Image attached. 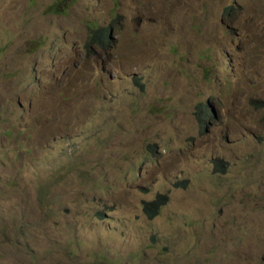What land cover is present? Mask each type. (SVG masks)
Masks as SVG:
<instances>
[{
    "label": "rangeland",
    "instance_id": "rangeland-1",
    "mask_svg": "<svg viewBox=\"0 0 264 264\" xmlns=\"http://www.w3.org/2000/svg\"><path fill=\"white\" fill-rule=\"evenodd\" d=\"M0 264H264V0H0Z\"/></svg>",
    "mask_w": 264,
    "mask_h": 264
},
{
    "label": "trees",
    "instance_id": "trees-1",
    "mask_svg": "<svg viewBox=\"0 0 264 264\" xmlns=\"http://www.w3.org/2000/svg\"><path fill=\"white\" fill-rule=\"evenodd\" d=\"M240 7L235 6H229L224 11V16L232 17L234 14H238ZM56 11H62V8H56ZM113 27V25H112ZM114 44V38L113 34L111 32L110 26H104V27H97L94 28L90 33V40L89 44L87 45L89 52L93 53L96 52V48L100 47L104 50H106L108 47H112ZM140 84V83H139ZM142 88H144L143 85H141ZM207 117H213L212 110L209 109V107L205 105H200L198 108L197 118L199 119V122L204 125L206 123ZM180 183H178L179 186ZM168 202V197L165 194H158L156 198L150 202L143 203V208L146 216L149 219L156 218L163 206H165ZM103 217V215H100Z\"/></svg>",
    "mask_w": 264,
    "mask_h": 264
}]
</instances>
